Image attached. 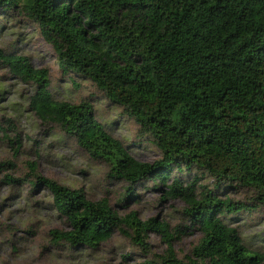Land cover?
I'll use <instances>...</instances> for the list:
<instances>
[{
	"label": "trees",
	"instance_id": "16d2710c",
	"mask_svg": "<svg viewBox=\"0 0 264 264\" xmlns=\"http://www.w3.org/2000/svg\"><path fill=\"white\" fill-rule=\"evenodd\" d=\"M7 13L35 23L61 71L91 80L134 118L161 157L135 159L95 118L92 103L54 99L48 68L0 49V69L33 87L28 108L105 163L108 177L127 182L123 202L151 180L184 205L185 224L171 232L167 222L134 210L118 215L106 197L90 199L41 175L31 161L29 183L49 191L67 224L49 231L55 245L95 249L118 231L147 254L149 232H156L166 247L143 264H263L264 255L225 220L249 208L218 188H250L264 208V0H0V15ZM192 170L215 184L199 183ZM192 230L201 237L184 261L173 240Z\"/></svg>",
	"mask_w": 264,
	"mask_h": 264
},
{
	"label": "rangeland",
	"instance_id": "374dc122",
	"mask_svg": "<svg viewBox=\"0 0 264 264\" xmlns=\"http://www.w3.org/2000/svg\"><path fill=\"white\" fill-rule=\"evenodd\" d=\"M0 49L28 57L34 67L48 68L54 99L92 103L95 118L128 146L135 159L153 162L161 157L151 137L138 132L134 118L110 102L91 80L61 71L53 48L35 23L18 13L0 15ZM32 91L31 84L0 69V264H143L162 254L166 244L156 232H149L147 254L118 231L95 249H74L51 241L49 231L67 229V224L54 209L49 191L29 183L31 161L36 162L41 175L81 188L90 199L106 197L118 215L134 210L141 219L155 217L167 222L171 232L185 224L181 213L184 205L179 199L165 198L164 187L154 186L151 180L135 185V197L123 202L127 182L108 177L105 163L91 158L55 124L42 122L28 108ZM15 138L20 144L17 151ZM5 175L23 178V184L12 186ZM194 175L203 185L215 184L201 171L192 170ZM222 186L218 189L223 196L242 201L249 208L225 220L237 228L246 247L264 255V208L253 199L252 189L234 186L224 190ZM200 237L199 231L192 230L173 240L176 256L185 261Z\"/></svg>",
	"mask_w": 264,
	"mask_h": 264
}]
</instances>
